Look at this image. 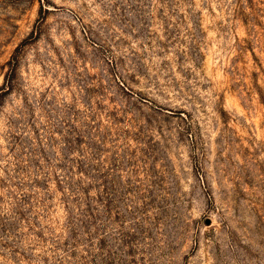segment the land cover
<instances>
[{
    "label": "rangeland",
    "instance_id": "rangeland-1",
    "mask_svg": "<svg viewBox=\"0 0 264 264\" xmlns=\"http://www.w3.org/2000/svg\"><path fill=\"white\" fill-rule=\"evenodd\" d=\"M0 264H264V0H0Z\"/></svg>",
    "mask_w": 264,
    "mask_h": 264
}]
</instances>
